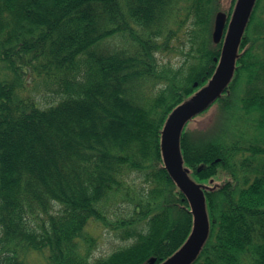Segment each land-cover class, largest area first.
<instances>
[{
	"label": "trees",
	"instance_id": "16d2710c",
	"mask_svg": "<svg viewBox=\"0 0 264 264\" xmlns=\"http://www.w3.org/2000/svg\"><path fill=\"white\" fill-rule=\"evenodd\" d=\"M236 2L0 0V264H161L184 245L193 216L162 131L211 80L215 18ZM180 152L190 182L221 177L199 187L208 234L190 264H264V0ZM99 228L127 244L95 258Z\"/></svg>",
	"mask_w": 264,
	"mask_h": 264
},
{
	"label": "water",
	"instance_id": "95a60500",
	"mask_svg": "<svg viewBox=\"0 0 264 264\" xmlns=\"http://www.w3.org/2000/svg\"><path fill=\"white\" fill-rule=\"evenodd\" d=\"M256 0H237L227 25L224 12L216 15L212 41L218 44L223 39L220 59L208 85L202 88L188 103L177 107L168 117L161 137V153L164 167L174 183L185 195L193 216L192 231L184 245L161 264H190L198 255L208 234L205 199L202 190L188 179V170L182 168L180 136L184 125L203 113L227 88L235 71V62L240 42L250 19ZM197 87V85H195ZM149 264H155L152 259Z\"/></svg>",
	"mask_w": 264,
	"mask_h": 264
},
{
	"label": "rangeland",
	"instance_id": "374dc122",
	"mask_svg": "<svg viewBox=\"0 0 264 264\" xmlns=\"http://www.w3.org/2000/svg\"><path fill=\"white\" fill-rule=\"evenodd\" d=\"M222 8L223 10H227L231 6V0H222ZM161 61L163 63H170L173 66H178L181 63V58L176 55H167L162 56ZM34 89V96L36 97L38 103L42 107L49 106L57 101L56 97L51 93L52 89L51 87H47L44 85V83L38 81L36 79V82H31V79L27 85L28 89ZM191 182L197 186V187H209L213 188L221 183V177L216 176L210 181H202L198 182L196 180H193L191 178ZM95 236H97L98 244L96 246V249L93 252V256L95 258L107 256L117 250L118 248H121L127 244L125 241L116 240L113 236L112 231L110 230H102L98 229L95 231Z\"/></svg>",
	"mask_w": 264,
	"mask_h": 264
},
{
	"label": "bare ground",
	"instance_id": "6f19581e",
	"mask_svg": "<svg viewBox=\"0 0 264 264\" xmlns=\"http://www.w3.org/2000/svg\"><path fill=\"white\" fill-rule=\"evenodd\" d=\"M227 31V30H226ZM226 31H224V34H223V39H224V37H225V34H226ZM219 60V59H218ZM217 65H218V63H217ZM217 68V67H216Z\"/></svg>",
	"mask_w": 264,
	"mask_h": 264
}]
</instances>
